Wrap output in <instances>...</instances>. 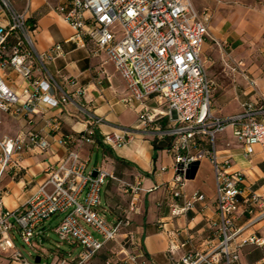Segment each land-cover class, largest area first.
<instances>
[{"label": "built area", "instance_id": "1", "mask_svg": "<svg viewBox=\"0 0 264 264\" xmlns=\"http://www.w3.org/2000/svg\"><path fill=\"white\" fill-rule=\"evenodd\" d=\"M15 1L23 2L24 7L17 8ZM30 4L31 0H0V10L9 15L8 24H0V113L28 123L44 114L47 105L66 104L73 101L74 94L87 92L85 87L73 93L64 88L62 81L74 85L77 77L62 74L60 80L49 72L48 64L64 57L65 49L62 42L44 51L37 49L34 39L37 24L29 13ZM54 9L73 30L68 42L83 47L89 43L94 46V55L106 54L126 85L127 95L122 99L125 104L144 103L153 98L166 108L159 112L142 110L138 124L147 130L155 121L166 118V125L153 131L161 137L174 138L170 150L174 153L175 175L168 185L172 195L168 202L171 217L186 214L206 201L202 192L185 194L190 164L207 156L213 166L217 218L209 222L212 234L208 248L204 252L186 253L173 264H240L243 243L237 238L246 227L264 217V199L247 190L241 172L228 171L231 160L219 159L217 141L230 128L247 153L256 144L264 145V104L247 101L240 112L229 116L214 111L212 101L217 84L208 73L214 59L204 55L203 47L211 39L224 53L225 48L210 33L209 8L199 11L192 0H59ZM35 61L40 74L35 71ZM227 65L233 71H241L256 88V81L241 70L242 62ZM12 74L28 83L25 89L28 98L24 101L11 85ZM98 82L102 84L103 79L100 77ZM56 91L60 92L58 97ZM81 110L89 116V127L79 134L60 138L66 156L47 168V179L21 208L4 205L2 174L19 176L25 153L45 152L51 142L42 131L34 129H23L14 136L0 134V249L19 264H41L36 258L40 256L42 261L48 252L43 246L46 223L61 216L54 228L61 240L56 246V260L44 264H87L106 243L121 238L122 248L115 260L147 264L132 229L133 215L142 211L141 182L124 184L130 198L118 204L117 215L109 218L103 207L102 190L108 179L117 178L103 165L89 171L90 159L81 155L85 144L98 142L97 136L109 148L124 147L134 139V130L118 128L103 132L99 126L104 118L83 107ZM202 144L207 147L199 148ZM161 169L165 171L167 166ZM204 209L205 206L201 211ZM242 216H247L245 225L239 224ZM17 233L26 245L35 249L29 253L33 260L16 244ZM250 240L264 245L263 239L253 236ZM63 242L80 244L83 249L76 257H65L60 253ZM173 251L171 247L170 252Z\"/></svg>", "mask_w": 264, "mask_h": 264}, {"label": "crops", "instance_id": "2", "mask_svg": "<svg viewBox=\"0 0 264 264\" xmlns=\"http://www.w3.org/2000/svg\"><path fill=\"white\" fill-rule=\"evenodd\" d=\"M262 4L256 8H249L239 2L218 1L214 7L209 30L212 36L224 43L225 53L211 39L205 42L203 53L214 59V62L209 64L208 73L217 84L212 106L219 115L229 116L238 113L247 101L264 104V3ZM22 6L24 7V3ZM55 6L50 0H31L29 13L37 24L34 35L36 47L39 51H44L53 44L62 42L65 56L49 63L48 70L60 80L62 74L77 77V83L74 85L62 81L66 90L73 93L77 88L85 87L87 92L85 95L74 94L73 101L66 104L47 105L46 112L37 115L30 123L8 113H0L1 135L14 136L23 129H34L42 131L51 142L45 152L25 153L23 171L19 176L14 177L7 172L2 174L4 205L10 209L23 207L39 184L47 179V168L59 163L66 156L67 151L60 143V138L70 133L79 134L90 125L88 114L81 110L83 107L104 118V122L99 126L103 132L118 128L134 130V139L128 145L110 150L133 163V166L129 167L131 169L127 171L118 168V173L126 172L134 176V183L141 182L142 211L133 215L132 229L137 243L146 255L147 264H173L186 253L206 251L208 238L212 234L209 222L217 218L216 180L209 158L201 157L196 178L187 180L184 186L187 196L199 191L205 194L206 201L198 203L196 208L186 214L171 217L168 202L172 195L168 185L175 175L174 153L170 150L174 138L161 137L153 131L164 127L167 123L166 118L155 121L147 130H142L138 124L142 110L159 112L165 111L166 108L159 106L153 98L144 103L125 104L122 99L127 95V88L114 65L107 60L104 52L94 55L91 44L83 47L68 42L73 30L55 11ZM8 22L9 15L6 11L0 10V24ZM238 62H242L241 70L246 71L250 79L256 81V88L241 71H233L227 65ZM35 68L36 73L40 74L37 61ZM100 77L103 79L102 84L98 82ZM11 85L21 101L28 98V94L25 93V89L29 87L27 81L12 74ZM59 95L60 92L56 91V96ZM203 145L206 146L202 144L199 148ZM96 147L103 151L101 165L105 167V164H108L107 159L115 163L110 157L111 154L107 153L99 142L85 144L81 148L82 157L90 159L88 155ZM217 154L220 160L230 158L231 165L228 171L241 172L245 176L247 190L255 191L264 199V145L256 144L252 152L247 153L244 144L229 128L218 136ZM163 166H167V170L163 171L161 169ZM113 168L107 169L113 172L117 179H108L105 184V198H102L103 207L106 208L109 218L117 215L118 204L126 203L130 198L124 188V184L128 183L127 179L115 174ZM154 187L157 188L148 191ZM203 206L205 209L201 211ZM246 220L247 216H242L239 224L245 225ZM253 236L264 240V218L246 227L237 238L238 242L243 243L240 264H264V245L252 242L250 238ZM121 241L122 238L117 242L120 244L118 248L113 249L115 253L109 259H113L111 264L121 262L133 264L115 260L116 253L122 248ZM171 247L174 248L173 252H170ZM51 256L52 254L47 252L43 257L48 259ZM55 260L56 254L52 261ZM0 264L19 263L13 260L9 253L0 249ZM87 264H100L99 257L96 255Z\"/></svg>", "mask_w": 264, "mask_h": 264}, {"label": "rangeland", "instance_id": "3", "mask_svg": "<svg viewBox=\"0 0 264 264\" xmlns=\"http://www.w3.org/2000/svg\"><path fill=\"white\" fill-rule=\"evenodd\" d=\"M50 1H52V5L53 6L58 4V0H50ZM192 1H193L194 6L199 11H203L206 8H209V10L212 13V16L214 15V7L218 3V1L239 2V3H242V4H244L245 6H247L249 8H256V7H259V6L263 5L262 3H264V0H192ZM22 3L23 2H21V1H15V5L19 9L23 8ZM91 46H93V45L91 44ZM93 48H94V46H93ZM101 146H103V145H101ZM104 146H106V145H104ZM205 147H207V146L203 145L202 149L205 148ZM107 153H109V152H107ZM88 156H90V159H91L90 163H89V167H88L89 171L94 169L95 166L101 165L102 162H103V151L102 150H98L97 147L93 148L90 151ZM107 163L108 164H105V167L110 168V169H112V167L117 168V166H118V168L120 170L123 169L124 171H127V169H131V168H129V166H126V165H123V166L120 165L119 166V164H117L116 162L113 163L110 159H107ZM109 165H113V166L110 167ZM202 165H203V162H202ZM114 168H113V170H115V174H117L119 177L127 179L128 183L134 184L135 179H134L133 175H130V174L126 173V172L122 173V174L121 173H117L116 169H114ZM105 188H106V185L103 187V193H102V198L103 199L105 198ZM123 202H125V201H123ZM60 218H61V216L53 217L52 219H50L46 223V238H45V243L43 244V246L48 252H50V254H52V256L50 258H48V259L46 257H43L42 261H41V264L50 263L52 261V259L54 257V254H55V250H57L56 246L61 241L59 239L58 235L54 232V228L58 224ZM95 234H97V233H95ZM15 238H16V243H17L18 247L23 251V253L27 257H29L31 260H33L32 256H30L29 253L30 252L34 253L35 249H33V248L29 247L28 245H26L22 241V239H21V237H20V235L18 233L15 235ZM119 245L120 244L115 242L113 244L112 248L113 249H117ZM82 249L83 248H82V246L80 244H72V243L69 244L68 242H63V244L61 245L60 253L62 255H64L65 257L72 258V257L78 256V254L82 251ZM99 262H100V264H104L103 257L99 258ZM119 262H121V261H119ZM120 264H124V263L121 262Z\"/></svg>", "mask_w": 264, "mask_h": 264}, {"label": "trees", "instance_id": "4", "mask_svg": "<svg viewBox=\"0 0 264 264\" xmlns=\"http://www.w3.org/2000/svg\"><path fill=\"white\" fill-rule=\"evenodd\" d=\"M33 21H35V20L33 19ZM97 140H98V142H99L101 145L104 146V144H103L102 141L100 140V136H97ZM104 150H105L106 152H109V153L111 154V157L115 160V162H116L117 164H119V166H120V165H121V166L126 165V166H129V167H132V166H133V163H132V162L127 161V160H125V159H123V158L117 156L112 150H110L109 147L104 146ZM109 150H110V151H109ZM116 172L118 173V166H117V168H116ZM245 222H247V220H246ZM112 246H113V245H112L111 242L106 243L105 247H104V248H103V249L97 254V256H98L99 258L103 257V262H104V263H107V261H108V260L114 255V253H115V252L113 251Z\"/></svg>", "mask_w": 264, "mask_h": 264}, {"label": "water", "instance_id": "5", "mask_svg": "<svg viewBox=\"0 0 264 264\" xmlns=\"http://www.w3.org/2000/svg\"><path fill=\"white\" fill-rule=\"evenodd\" d=\"M200 163H201L200 160H196V161H194V162H192V163L190 164V167H189V169L187 170V173H186V178H187L188 180H192V179H195V178H196L197 172H198V170H199ZM93 174H94V176H96V175H97V171L94 170ZM262 218H264V217H262ZM262 218L256 220L255 222L261 220ZM255 222H254V223H255ZM254 223H253V224H254ZM253 224H252V225H253ZM250 226H251V225H250ZM245 229H246V228H245ZM245 229H244V230H245ZM244 230H243V231H244ZM243 231H242V232H243ZM36 262H38V263L41 262V257H40V256H37V258H36Z\"/></svg>", "mask_w": 264, "mask_h": 264}]
</instances>
